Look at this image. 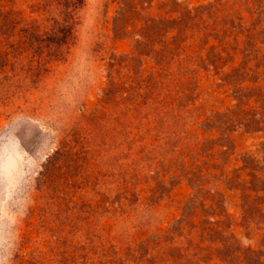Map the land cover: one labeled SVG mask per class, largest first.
<instances>
[{
	"label": "trees",
	"instance_id": "trees-1",
	"mask_svg": "<svg viewBox=\"0 0 264 264\" xmlns=\"http://www.w3.org/2000/svg\"><path fill=\"white\" fill-rule=\"evenodd\" d=\"M116 1L112 33L131 38L132 51L101 54L107 83L93 109L79 102L73 115L60 110L49 117L58 124V146L36 179L34 217L41 234L50 226L58 234L48 252L33 246L29 263L242 264L256 252L231 232L226 199L239 202L246 225H264V0L196 7L178 0ZM85 4L37 0L38 18L27 21L0 3L5 81H16L8 66L24 73L17 84L37 86L66 64ZM54 88L37 92L52 95ZM222 96L231 105L224 106ZM99 112L110 124L107 143L96 142L81 122ZM238 133L261 139L257 152L238 153ZM106 145L113 164L103 169L92 155ZM184 182L192 194L181 217L156 227L141 209L143 199L151 207ZM95 197L114 217L140 214L138 224L150 231L145 239L118 246L90 238L91 231H83L94 212L100 214Z\"/></svg>",
	"mask_w": 264,
	"mask_h": 264
},
{
	"label": "rangeland",
	"instance_id": "rangeland-1",
	"mask_svg": "<svg viewBox=\"0 0 264 264\" xmlns=\"http://www.w3.org/2000/svg\"><path fill=\"white\" fill-rule=\"evenodd\" d=\"M113 1L86 0L68 62L57 67L49 76L45 75L37 86L31 85L28 80L17 84L16 78L24 75L18 67L7 68V73L16 81H5L6 77L0 72V264H30L29 254L33 246L41 252H48L49 243L55 241L57 227L50 226V233L43 235L34 217V211L40 205L36 179L58 146V124L50 121L49 117L60 110L73 115L78 112L79 102L93 109L107 83L105 61L101 54L121 55L132 51L134 41L131 38L120 39L112 33V22L118 9L117 1ZM178 1L184 7H196L213 0ZM36 2L0 0L5 9L14 11L27 21L38 18L33 12ZM146 62L149 69L150 64ZM206 83H202V87H207ZM53 87L52 95L37 92L45 88L50 92ZM19 88H22L21 92ZM221 103L229 106L231 100L222 96ZM81 122L94 133L96 142L107 143L111 137L108 117L104 113L99 112ZM234 140L238 153H255L262 141L258 137L239 133ZM109 151L107 145L103 151L96 150L92 161L107 169L113 164ZM96 177L102 182L108 181L98 172ZM191 194L190 186L184 182L174 188L169 198L151 207L143 199L145 204L141 205V209L144 214L152 216L156 227L167 228L181 217L182 207ZM226 200L231 232L243 248L256 252L243 257L242 264H264V225H246L239 202L231 197ZM92 205L100 214L94 212L97 218L84 225L83 232L91 231L90 238L99 235L118 246H125L129 241L145 239L150 232L147 226L138 224L141 217L138 213H132L127 218L114 217L105 211L99 197L94 198Z\"/></svg>",
	"mask_w": 264,
	"mask_h": 264
}]
</instances>
